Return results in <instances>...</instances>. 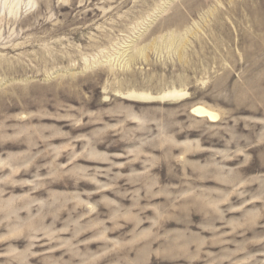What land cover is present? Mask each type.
<instances>
[{"label":"rangeland","instance_id":"obj_1","mask_svg":"<svg viewBox=\"0 0 264 264\" xmlns=\"http://www.w3.org/2000/svg\"><path fill=\"white\" fill-rule=\"evenodd\" d=\"M3 90L0 264H264V0H0Z\"/></svg>","mask_w":264,"mask_h":264},{"label":"bare ground","instance_id":"obj_2","mask_svg":"<svg viewBox=\"0 0 264 264\" xmlns=\"http://www.w3.org/2000/svg\"><path fill=\"white\" fill-rule=\"evenodd\" d=\"M174 41H175V39H174ZM173 42V41H172ZM176 43V41L173 43V44H175ZM49 78V77H48ZM50 80V79H49ZM27 88V87H26ZM26 88H22L21 89V87H19V90L21 89V92H19L20 94H24L25 95V93L26 92H28V91H26L27 89ZM13 91V90H12ZM15 91H16V88H15ZM18 91V90H17ZM18 94V93H17ZM4 95H6V96H11V94H9V95H7V92L6 91H2L1 93H0V104H1V98L3 97V100H4ZM6 96H5V98H6ZM13 96H14V94H13ZM186 96H187V94H185L184 93V91H177V90H171V91H166V92H164V93H162V94H160L158 97H157V99L158 100H161V101H179L180 99H184V98H186ZM12 97V96H11ZM15 97V96H14ZM13 97V98H14ZM130 97H136V98H138V99H140L141 101H149V100H151L152 99V97H151V95L150 94H148V93H146V94H139V95H133V94H131V96ZM190 114L192 115V116H194V117H196V118H199V119H206L207 121H209V122H211V123H215V122H217L219 119V115L216 113V112H214V111H212L211 109H209V108H207V107H205V106H202V105H195V106H193L191 109H190ZM41 116V115H40ZM38 117H39V115H38ZM41 117H43V114H42V116ZM25 129V128H24ZM53 129V128H52ZM26 130H28V129H26ZM37 129H35V131H36ZM38 130H40V129H38ZM180 130V129H179ZM25 131V130H24ZM28 132H30V131H28ZM37 132V131H36ZM61 132V131H60ZM186 132V134H188L189 132H188V130H186L185 131ZM2 133V131H0V134ZM5 133V132H4ZM4 133H2L1 135H4ZM13 133V132H12ZM18 133H20V132H18ZM31 133V132H30ZM55 133V132H54ZM9 134V133H8ZM59 134V133H58ZM62 134V133H61ZM1 135H0V151H3V149L4 148H8V149H10V150H12V149H17V148H21V146L23 145V143L24 142H28V140H29V137H28V135H26V136H24L22 139H20V138H18L19 136H21V135H19V136H16L17 138H18V140H16L15 138H11L10 140H5L4 138H2L1 137ZM10 135H12V134H10ZM14 135H17V134H15L14 133ZM13 136V135H12ZM51 136V135H50ZM59 136H61V135H59ZM7 137V136H6ZM22 137V136H21ZM8 138V137H7ZM50 138V137H49ZM53 138V137H52ZM55 138V137H54ZM4 139V140H3ZM9 139V138H8ZM20 139V140H19ZM33 139V138H32ZM21 150V149H20ZM25 150V149H24ZM22 151V150H21ZM7 153V152H6ZM19 153V152H18ZM17 153V154H18ZM22 153V152H21ZM8 154V153H7ZM10 154H11V152H10ZM16 153H14V155H15ZM9 155V154H8ZM26 155V154H25ZM2 156V155H1ZM18 156V155H17ZM4 157H7V155L6 156H4ZM8 158V157H7ZM12 160H13V157L11 158ZM8 161H10V159L8 160ZM171 208V207H170Z\"/></svg>","mask_w":264,"mask_h":264}]
</instances>
